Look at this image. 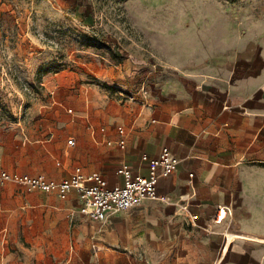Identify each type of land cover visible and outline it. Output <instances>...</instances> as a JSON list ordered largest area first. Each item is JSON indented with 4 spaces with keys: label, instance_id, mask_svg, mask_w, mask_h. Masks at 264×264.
I'll list each match as a JSON object with an SVG mask.
<instances>
[{
    "label": "crops",
    "instance_id": "crops-1",
    "mask_svg": "<svg viewBox=\"0 0 264 264\" xmlns=\"http://www.w3.org/2000/svg\"><path fill=\"white\" fill-rule=\"evenodd\" d=\"M39 1L50 15L62 16L75 0ZM262 25L254 36L218 25L213 36L201 35L199 45L181 56L163 50L158 67L143 82L145 92L109 96L89 88L85 124L64 130L43 147L44 158L58 164L57 170L41 172L40 153L30 152L24 131L0 134V170L54 180L78 166L114 185L121 181L116 170L123 164L147 175L143 155L153 158L167 147L177 158L176 169L158 179L156 192L163 199H146L105 221L82 214L74 191L62 199L6 183L0 188V236L35 244L61 236L94 238L113 222L115 236H161V253L171 252L175 236L183 238L186 250L191 237L208 264H264L263 242L241 238L264 237ZM119 126L125 130L123 148L116 143ZM72 137L73 146L67 142ZM220 206L228 210L216 220ZM8 226H18L19 234L6 235ZM61 255L48 248H0V264H63Z\"/></svg>",
    "mask_w": 264,
    "mask_h": 264
},
{
    "label": "rangeland",
    "instance_id": "rangeland-1",
    "mask_svg": "<svg viewBox=\"0 0 264 264\" xmlns=\"http://www.w3.org/2000/svg\"><path fill=\"white\" fill-rule=\"evenodd\" d=\"M49 13L39 0H0V134L24 131L30 152L40 153L41 172L60 168L43 147L85 124L89 88L109 96L145 92L163 50L181 56L224 24L254 36L264 0H75L66 14ZM17 227L4 232L17 235ZM100 233L36 244L0 236V248H48L63 264H208L191 237L186 250L175 236L171 252L161 253V236H115L113 222ZM244 237L264 244V237Z\"/></svg>",
    "mask_w": 264,
    "mask_h": 264
},
{
    "label": "built area",
    "instance_id": "built-area-1",
    "mask_svg": "<svg viewBox=\"0 0 264 264\" xmlns=\"http://www.w3.org/2000/svg\"><path fill=\"white\" fill-rule=\"evenodd\" d=\"M117 130L121 137L116 143L123 148L125 130L121 126ZM67 142L73 146L75 138L72 137ZM142 159L148 163L147 175L136 174L123 164L116 170L121 181L114 185H109L100 173H84L77 166L68 176L60 180L48 179L42 175L0 170V188L10 182L27 191L53 192L62 199L67 198L69 193L74 191L80 202L79 210L82 214L94 221H105L110 215L136 207L146 199H163V196H159L156 192L158 179L170 175L176 169L177 158L167 147H163L156 157L148 158L143 155ZM227 210L226 206L218 207L216 220H220ZM195 218L196 216L193 215V219Z\"/></svg>",
    "mask_w": 264,
    "mask_h": 264
},
{
    "label": "bare ground",
    "instance_id": "bare-ground-1",
    "mask_svg": "<svg viewBox=\"0 0 264 264\" xmlns=\"http://www.w3.org/2000/svg\"><path fill=\"white\" fill-rule=\"evenodd\" d=\"M232 236H228V238L230 239Z\"/></svg>",
    "mask_w": 264,
    "mask_h": 264
}]
</instances>
